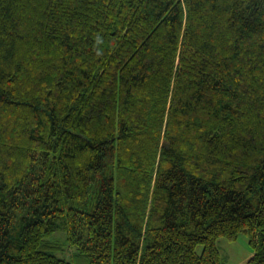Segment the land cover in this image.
Here are the masks:
<instances>
[{
  "label": "trees",
  "instance_id": "16d2710c",
  "mask_svg": "<svg viewBox=\"0 0 264 264\" xmlns=\"http://www.w3.org/2000/svg\"><path fill=\"white\" fill-rule=\"evenodd\" d=\"M241 233L264 264V0H0V264H225Z\"/></svg>",
  "mask_w": 264,
  "mask_h": 264
},
{
  "label": "rangeland",
  "instance_id": "374dc122",
  "mask_svg": "<svg viewBox=\"0 0 264 264\" xmlns=\"http://www.w3.org/2000/svg\"><path fill=\"white\" fill-rule=\"evenodd\" d=\"M64 236V235H63ZM61 238L60 235H56L53 238ZM217 246L220 251L221 260L225 264H242L244 263L251 255V250L248 245V238L244 233H241L237 236L236 239H228L226 237H219L217 239ZM69 245L65 242L59 244V248L55 250V255L60 258L68 259V255L64 253L68 249ZM73 247H71L72 249ZM73 250V249H72ZM197 251H201V246L198 247Z\"/></svg>",
  "mask_w": 264,
  "mask_h": 264
}]
</instances>
